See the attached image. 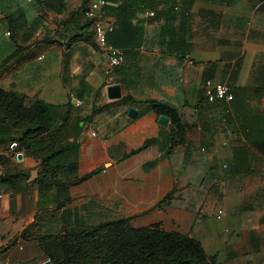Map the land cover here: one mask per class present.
I'll return each mask as SVG.
<instances>
[{
	"label": "crops",
	"instance_id": "0c3cea01",
	"mask_svg": "<svg viewBox=\"0 0 264 264\" xmlns=\"http://www.w3.org/2000/svg\"><path fill=\"white\" fill-rule=\"evenodd\" d=\"M164 1L181 5L182 15L171 20L161 13L151 19L138 12L133 24L143 29L144 44L126 53L124 64L111 71L91 28L85 32L89 42L70 46L61 30L51 31L52 18L43 22L44 32L40 29L37 35L38 29L27 43L7 41L6 32L0 37L5 46L0 63L9 58L0 88L54 106L72 103L71 97L79 100L80 107L72 108L79 129L69 124L73 134L78 132L77 168L69 178L97 171L65 192H40L37 162L23 154L19 160L11 150L4 154L0 147V170L17 171L22 184V189L5 193L0 183V248L33 223L39 225L35 230L47 232L75 220L129 218L135 228L157 222L168 230L176 227L199 241L216 264H264V173L256 175L253 169L260 166L257 157L262 156L264 140L246 146L253 156L244 161L251 167L249 175L234 174L232 154L227 160L220 155V149L232 153L230 136L238 128L264 132V0ZM100 20L111 25L115 21L103 13ZM179 28L190 46L183 59L169 54L165 45L164 33ZM34 39L40 42L31 44ZM207 81L239 91L229 114L207 104ZM113 85L120 87L121 98L129 96L137 103L109 100L106 89ZM148 100L177 110L187 129L183 144L170 149L169 121L159 123L143 103ZM129 109L136 111L134 119L127 117ZM220 134L228 140L219 149L215 139ZM150 139L156 142L134 153ZM206 167H222L228 175L206 173ZM171 191L169 203L156 207ZM40 217L45 220L35 221ZM25 249V257L7 251L13 264H43L37 242L18 247Z\"/></svg>",
	"mask_w": 264,
	"mask_h": 264
},
{
	"label": "trees",
	"instance_id": "16d2710c",
	"mask_svg": "<svg viewBox=\"0 0 264 264\" xmlns=\"http://www.w3.org/2000/svg\"><path fill=\"white\" fill-rule=\"evenodd\" d=\"M34 1L36 4H41V0ZM91 1L81 0L79 8L71 11L66 18L65 21L74 19L76 23H80L79 33L69 38L68 46L80 41H90V37L85 36V32L91 28V23L83 17ZM104 1L106 5L100 13L115 20L113 30L107 34V44L123 50L125 56L126 53L139 50L144 44L143 29L133 24L138 12L154 11V17L151 19H155L161 13L171 20L177 14L182 15L181 5H170L164 0ZM175 7L178 8L177 11ZM183 9L186 8L183 7ZM16 15L18 14L12 17L16 19ZM11 27L13 29V26ZM9 33L11 34L10 31ZM165 35L167 36L165 45L168 53L183 59L189 53L190 46L184 39L180 28L178 31L165 32ZM8 60L9 58H6L0 63V75L6 69ZM230 90L234 101L239 91L231 88ZM25 100L22 94L0 88V142L12 139V143H16V147L22 149L21 153H26L37 161L39 160L41 166L40 180L37 183L39 189L44 191V188H49L46 180L49 176L57 179L56 184L49 183V185L54 186L58 192H65L68 186L77 185L96 174L97 171L82 178L72 180L69 178V175L74 174L77 168L75 137L78 135V132L73 134L69 124L72 123L75 128L79 129V121L72 118V103L69 102L65 106H54L35 98L27 105ZM116 102L137 103L129 96L122 97ZM143 103L148 105L157 117L165 116L168 119L170 149L183 144L187 129L177 110L167 103L156 100ZM209 105L219 106L218 108H221L226 113L225 115L230 113L226 111L225 106L218 103ZM57 123L59 124L56 127ZM66 124L73 136L68 143L63 145L59 142ZM252 124L256 125L254 121ZM250 129L248 127L245 131L240 127L237 130L236 135L244 144L248 145V142L252 140H264V132H249ZM155 142L156 139L147 140L134 153L142 151ZM248 153L246 147L233 148L234 174L246 175L251 172L249 163L244 162L249 158ZM3 177H6V174ZM3 179L0 178V181ZM173 193L174 191H171L157 202L156 207L166 206L172 199ZM129 222V218H117L79 232H70L69 228L75 225L68 224V231L64 237L41 238L39 245H42L41 249L51 264H216V257L207 256L199 241L180 232L174 226L168 230L163 223L157 222L147 227L132 228ZM32 227L30 225L24 229L23 238Z\"/></svg>",
	"mask_w": 264,
	"mask_h": 264
},
{
	"label": "rangeland",
	"instance_id": "374dc122",
	"mask_svg": "<svg viewBox=\"0 0 264 264\" xmlns=\"http://www.w3.org/2000/svg\"><path fill=\"white\" fill-rule=\"evenodd\" d=\"M80 3H81V0H41V4L39 5V4H36L34 0H30V1L0 0V37L3 36V33L10 31L11 32L10 36L5 37V38H8L7 41H10V40L16 41L17 40L21 44L27 43V41H30L31 38L35 35V33L38 31V29L39 30L41 29L44 32L43 22L45 20H48L49 18H52L53 21L55 22V25L53 26V29L51 31L58 30L60 32V30H61V32H63L64 33L63 35L65 36V40H64V41H66L65 45L68 46L69 38H71L73 35L78 33V31L80 29V23L78 22L75 25V23L73 21H71V20L65 21V20L71 11H75L79 8ZM88 5H89V3H88ZM12 12H14V13L17 12L18 15H16L17 16L16 19L12 17V15H14V13H12ZM50 16H52V17H50ZM83 18L86 19L85 15ZM11 26H13V29ZM90 34L93 35L92 29L90 30ZM38 41H39L38 39H34V41H32L31 44H33V45L37 44ZM2 47H5V46L0 43V50L2 49ZM2 62L3 61H1V63ZM25 99H26V97H25ZM31 101L32 100H27V99L25 100L27 105H29L31 103ZM58 124L59 123H57L56 127L58 126ZM67 126L68 125L66 124V126H64V129L61 132V141L59 142V144L64 145V144L68 143V141H70L72 136H73L71 134V132L69 131V128ZM230 137L232 139V143H234L233 148L241 147V146L242 147L248 146V145L244 144V142L241 139H239V136L232 135ZM227 140H228V137L226 135H223V134L218 135L217 138L215 139L216 143H218V145H219V149L221 148L220 146H222V144L224 142H226ZM15 142H16V140H15ZM16 145H17L16 143H12V139H6V140L0 142V147L4 148V150L3 149L2 150L0 149V150L4 154L6 153V150L8 153L11 150V154L13 157H15L14 156L15 153L28 156L26 153L25 154L21 153L22 149L16 147ZM14 146H15V148H14V150H12L11 148ZM232 151H233V149H232ZM248 152H250V151H248ZM231 154L232 153L228 150H221L220 149V155L223 157L224 160H227V157H230ZM248 155L251 156V153H248ZM261 155H262L261 157H257L261 161L260 166H258V167L254 166L253 167V169L256 172V175H261L262 173H264V164H263L264 151L261 152ZM29 157H31L32 159H34L37 162L38 172H40L41 166L39 164V160L37 161L32 156H29ZM251 157H253V156H251ZM207 159H208V156H206L204 158L203 162H205V161L207 162ZM254 160H256V159H254ZM206 170H207L206 173L214 170L215 171L214 174H216L218 176L219 175L225 176L226 174L228 175L227 169H224L222 167H218V168L214 167L212 169H208V167H206ZM0 172H2V170H0ZM231 173L233 174V172H231ZM2 174L4 175L5 173L2 172ZM17 177H18V173L15 170H12V174L7 172L6 177H3V176L0 177V178H4L3 181H0V183L4 184L6 186L5 193H8L9 191L10 192H16V191L22 189L21 180L17 179ZM39 180H40V176L38 175L37 178L35 179V181L38 183ZM46 180L48 182V187L52 188L51 190H54L57 193L63 192V191L58 192L55 190L54 186L49 185V183L56 184L57 183L56 178L49 176ZM227 189L233 191L232 188H227ZM39 191L42 192L43 189H39ZM0 195H1V193H0ZM43 220H45V218H42V217L35 219V221H38V222L43 221ZM103 222H105V221H103ZM100 223H102V222L99 219H97L96 221L95 220L84 221L82 219L81 220H75V221L70 223V225H75V226H72L73 230H70V228H71L70 227L69 231L70 232H74V231L79 232V231H82L84 229L94 227ZM129 224L132 228H135L131 225L130 222H129ZM32 226L33 227L26 233V236L24 238L22 237V232H23L22 231L19 235L14 237L13 240H10V242L6 248H4V247L0 248V264H6V262L7 263L11 262V264H13L12 258L8 257L9 252H7V251H9V250L12 251V254L15 253L14 255L17 257H25V254H27V249H25L24 251L18 250V247L22 246L23 242L33 241V242H37L39 244V241L41 238L64 237L66 231H68L67 229H68L69 225L61 227V229L48 230L47 232H43L41 230H35V228H37L39 226L36 223H33ZM19 240H20V242H18ZM41 246L39 245L40 249H41ZM13 251H14V253H13ZM41 251H42V249H41ZM43 259H44V262L49 261V259L47 258L45 253H43Z\"/></svg>",
	"mask_w": 264,
	"mask_h": 264
},
{
	"label": "built area",
	"instance_id": "2783aa9c",
	"mask_svg": "<svg viewBox=\"0 0 264 264\" xmlns=\"http://www.w3.org/2000/svg\"><path fill=\"white\" fill-rule=\"evenodd\" d=\"M30 1V0H25ZM106 5L104 0H92L87 9L84 12L86 19L91 23V29L93 33V37L95 41L101 46L104 53V64L107 71H111L115 68L122 66L125 62V53L123 50L119 48L112 47L107 44V34L113 30V25L111 24H103L100 20V10ZM162 7V6H161ZM176 11L177 7L174 8ZM145 16L147 18L154 17V11H146ZM41 31L37 32L39 35ZM6 36H10L9 32L5 33ZM39 60L42 57L38 58ZM205 99L209 104H220L227 108V112L230 111V104L234 99V96L230 90V87L227 84L219 83L214 84L211 81H207L204 85ZM72 101V105L75 108L80 107L81 102L79 100L70 98ZM94 136V134L92 133ZM203 151V150H202ZM1 197V195H0Z\"/></svg>",
	"mask_w": 264,
	"mask_h": 264
},
{
	"label": "water",
	"instance_id": "95a60500",
	"mask_svg": "<svg viewBox=\"0 0 264 264\" xmlns=\"http://www.w3.org/2000/svg\"><path fill=\"white\" fill-rule=\"evenodd\" d=\"M106 95H107V98L111 101H116V100L121 99L120 87L118 85L109 86L106 89ZM127 117L130 119H134L136 117V111L134 109H129L127 113ZM158 122L163 125H166L168 123V119L165 116H159ZM17 158L20 160L21 155L18 154ZM70 230H73V227H71ZM43 264H51V263L50 261H46Z\"/></svg>",
	"mask_w": 264,
	"mask_h": 264
}]
</instances>
